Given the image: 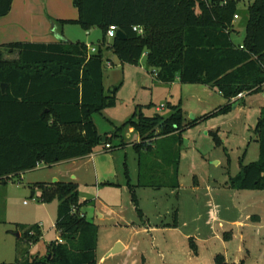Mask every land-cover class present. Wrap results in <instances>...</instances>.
Here are the masks:
<instances>
[{
  "label": "trees",
  "instance_id": "16d2710c",
  "mask_svg": "<svg viewBox=\"0 0 264 264\" xmlns=\"http://www.w3.org/2000/svg\"><path fill=\"white\" fill-rule=\"evenodd\" d=\"M13 1L0 0V18L10 13ZM238 1L73 0L78 17L58 21L86 30L100 28L103 37L95 53L89 54L85 43L64 40L1 44L0 182L7 184L38 163L51 166L88 156L98 145L109 143L98 133L92 117L116 103L118 87L107 91L104 85L108 56L133 65L145 56L148 72L157 82L170 84L179 79L184 84L208 85L229 101L260 92L264 85V0H250L246 11L238 9ZM240 14L246 31L241 43L233 39L239 33L235 15L240 18ZM111 25L124 31L127 39L109 40ZM134 26H140L143 33L134 31ZM15 53V58L6 56ZM127 123L135 125L141 137L135 145L138 184L128 182L138 205L136 186H180L183 112L175 106L166 118L140 115L138 121ZM196 123L197 119L185 126ZM256 133L259 159L242 165L230 179L233 188L264 190V108ZM38 188L44 201H60L55 224L59 239L49 245L44 257L22 248L16 262L0 264H98V226L82 212L85 202L79 198L78 184L56 181ZM31 231L30 239L37 241L40 227ZM215 264L229 263L219 254Z\"/></svg>",
  "mask_w": 264,
  "mask_h": 264
},
{
  "label": "rangeland",
  "instance_id": "374dc122",
  "mask_svg": "<svg viewBox=\"0 0 264 264\" xmlns=\"http://www.w3.org/2000/svg\"><path fill=\"white\" fill-rule=\"evenodd\" d=\"M30 1L31 9L41 7L40 11H32L33 17L37 15L33 24L37 25L27 26L28 20L23 22L27 28L19 24V42H39L44 26L38 27L41 23L38 16L45 17L50 34L58 31L63 35L61 40L70 39L72 43L95 47L102 39L100 28L86 30L79 24H63L58 21L61 18L52 14L60 5L64 9L63 19H76L78 11L73 0ZM249 3L250 0H239L238 9L246 11ZM13 16L0 25L4 29L9 26L10 33L16 29ZM236 20L239 33H234L233 39L242 42L246 35L244 19L240 14ZM1 36L0 41L5 40ZM6 56L15 58L17 54ZM108 59L104 66V85L107 91L118 87L116 103L92 117L98 133L107 137L116 149L106 150L104 144H100L93 151L92 163H88L92 157L88 156L74 164H40L7 184L0 182V263L16 262L22 248H27L32 256L44 257L49 245L59 238L55 224L60 201L57 198L44 201L38 186L60 179L77 182L79 198L85 202L82 211L88 221L98 226V261L112 240L120 237L124 241L140 242L135 245L139 247L134 258L137 264H214L216 253L226 254L229 260L235 261L239 257V246L247 255V263L263 264L264 190L244 193L225 187V183L229 181L231 185L230 178L237 176L242 165L259 159L256 126L264 107V87L257 93H244L234 103L208 85L184 84L179 79L170 84L157 82L148 72L145 56L137 65L122 63L114 55ZM109 63H112L110 67ZM230 103L233 105L222 110ZM175 106L181 107L183 112L180 187L178 190L140 188V207L145 212L141 217L131 201L128 187V182L138 184L135 145L141 142V137L137 127L127 122L138 121L140 115L166 118ZM196 119L195 125L185 126ZM96 165L101 169L106 167L107 173L112 172V175L101 177L99 182L95 178L93 182L91 171L86 176V170ZM73 172L79 173L80 178L72 177ZM209 186L212 187L210 193ZM196 187H200V191H196ZM176 207L180 208L179 229H163L161 225L173 221ZM100 211L105 212L104 218L99 216ZM247 213L260 214L262 221L251 220L256 225L247 228L245 240H240L238 228L232 222ZM37 226L41 235L34 241L29 231ZM191 237L198 254H193ZM223 241L227 243V253ZM116 247L110 251L117 250ZM121 259L124 255L104 264H118Z\"/></svg>",
  "mask_w": 264,
  "mask_h": 264
},
{
  "label": "crops",
  "instance_id": "0c3cea01",
  "mask_svg": "<svg viewBox=\"0 0 264 264\" xmlns=\"http://www.w3.org/2000/svg\"><path fill=\"white\" fill-rule=\"evenodd\" d=\"M40 6H41V4H40ZM32 8H34V7H32ZM34 9L35 10L36 9H39V11H40L41 7L39 8V5H38V8L35 6ZM34 9H31V1L30 0H14L13 1V5H12V9H11L10 13L8 15L0 18V25L5 24V22L7 21V17H9L10 15H14L13 16V20H14V22H15L14 24H16V26H13V28H16V29L13 31L14 33H10L11 32V28L9 26L5 27V29L1 26L0 27V35H2L1 38H4L5 40L1 39L3 41H0V42H2L3 44L10 43V42H19L21 40V38L18 37V34H20V31H19L18 28L21 27V26H19V24L23 25V28H27L25 26V24L23 23L24 21H27L28 20V23L26 25L29 26V27H34L35 25H37V24H33L34 21L36 20V17H37L36 14H34L35 15L34 17L32 16V13H33L32 11H35ZM63 12H64L63 7L59 5V7H57V12L56 13L53 12L52 14H54V16H56L57 18L63 19L64 16H65ZM38 18L40 19V22H41L40 25H38V27L44 26V32H43V35H41V38H40L39 42H42V43H52V42L62 41L61 40V37H63V35L61 33L59 34L58 31H54L53 34H50L49 33V30H48V27H47V21L45 20V17L44 16H40V17L38 16ZM2 19H6V20H2ZM234 23H237V20H235ZM16 30H17L18 33L16 32ZM65 41H70V39H67ZM239 43H241V42H239ZM161 84H164V83H161ZM263 87H264V85H263ZM263 87H262V89H263ZM237 100H238V98H234V99H232L231 102H234L235 103V102H237ZM109 143L112 145L111 142H109ZM92 154L93 153H91L88 156L91 157ZM88 156H85V157H88ZM80 159L81 158H74V159L64 160V161L58 162V163H56L54 165L63 164V163H71V162L74 164V163L78 162ZM92 159H93V156L88 160V163H92V161H91ZM98 160H99V163H100L101 160L100 159H98ZM86 171H85L86 172V176H88L89 175V171H91L90 178L93 180V182H94L95 178H96V182H99L101 177L104 178L105 176H108V174L109 175H112V172L107 173L108 170H107L106 167L101 169L100 167H98V165H96L91 170L88 169ZM80 176L81 175H79V173H77V174L75 172L72 173V177H74L76 179H79ZM56 181H61V180L59 179V180H56ZM61 182H65V181H61ZM68 182H73V181H68ZM75 183H77V182H75ZM137 183H138V174H137ZM179 183H180V173H179ZM130 184L133 185L134 183H130ZM179 187L176 190H178ZM225 187H228V188L234 189V190H239V191L241 190L244 193H246L247 190L248 191H257L258 190V189H236V188H233L229 184V181H227L225 183ZM140 188H151V187H138V186H136V188H135V191L136 192L135 193H136L138 205H136L134 203V201L132 199V193H131L130 189H129V193H130L131 201H132L133 205L135 206L136 210L138 211V209H139L141 211V213H142L141 214V217L142 216L144 217L145 212L142 209V207H140V198L138 196V190ZM153 189H160V188H153ZM207 189H208L209 193H210V191H212V187L211 186L207 187ZM196 191H200V187H196ZM33 193L36 194L35 192H33ZM251 193H253V192H251ZM106 207H107V205L105 204V206H104V209L105 210L107 209ZM228 209H229V207L227 208V210ZM173 212H174L173 213V217H174L173 221L161 225V226H164L163 229H179V224H180V220H179L180 208L179 207H176L173 210ZM83 214L85 215V213H83ZM119 214H121V213H119ZM139 215H140V213H139ZM99 216H101V218H104L105 217V212L104 211H100L99 212ZM122 216L123 215H121V217ZM251 220H256L257 222H261L262 221V217H261L260 214L247 213L245 215L243 214L242 219H238L237 218V219H235L232 222V224L238 228V237H239L240 240H245L246 235H247V228H252L253 226L256 225V224L252 223ZM157 229L159 230V228H157ZM144 232H147V229H144ZM185 237H186V235H185ZM190 240H191V248H192L193 254H198L197 253V246H196V243L194 241V238L191 237ZM135 243L136 242H135L134 239L133 240L131 239L130 241H124L120 237L112 240V242L108 245V247H107V249H106V251L104 253L105 255L101 257L100 261H98V264H104L109 259H116V257H120L121 255H124V259H121L120 260V263H118V264H137V260L134 259V258H136L135 257V253H138L139 247L137 248L135 245H138L140 242H137L136 244ZM223 243L225 244V248H227L226 251H225L227 253L229 251V249L227 247V243L225 241H223ZM115 245H117V247H116L117 248V252L116 253H112V251H110V250ZM219 254L223 255L225 257L226 262L229 263V264H251V262L250 263H247V261L245 260L247 258V255H244L243 254V248H242V246H239V248H238L239 257H237V259L235 261L234 260H229L228 259V255H226V254L216 253V255H214V258H213L214 264H215V257L217 255H219ZM249 256H250V253L248 252V257ZM164 262L166 263V261H164Z\"/></svg>",
  "mask_w": 264,
  "mask_h": 264
},
{
  "label": "built area",
  "instance_id": "2783aa9c",
  "mask_svg": "<svg viewBox=\"0 0 264 264\" xmlns=\"http://www.w3.org/2000/svg\"><path fill=\"white\" fill-rule=\"evenodd\" d=\"M239 17H238V15H235V20L236 19H238ZM118 30H120L119 28H118V26H116V25H111L109 28H108V30H107V38L109 39V40H111V39H113V38H115L116 37V35H117V32H118ZM133 30L134 31H137L138 33H143V29L140 27V26H134L133 27ZM88 49H89V54H91V53H95L96 51H97V47L95 46V47H91V46H89L88 45ZM112 65V63H109L108 64V66L110 67ZM243 94H240L239 96H238V98L239 97H241ZM105 149L106 150H111V149H113V146L110 144V143H107L106 145H105ZM40 164H43V163H38L37 164V166H39ZM40 227V226H39ZM29 234H31V235H33L34 234V231H31Z\"/></svg>",
  "mask_w": 264,
  "mask_h": 264
},
{
  "label": "water",
  "instance_id": "95a60500",
  "mask_svg": "<svg viewBox=\"0 0 264 264\" xmlns=\"http://www.w3.org/2000/svg\"><path fill=\"white\" fill-rule=\"evenodd\" d=\"M116 37L121 39V40H126L127 39L126 33L124 31H122V30H118ZM6 85L7 84H5V83L2 84V89L3 90H5ZM33 195H34V193H33ZM116 252H117V250H115V249L112 251V253H116Z\"/></svg>",
  "mask_w": 264,
  "mask_h": 264
}]
</instances>
